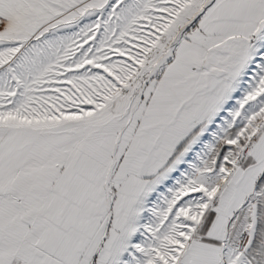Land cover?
<instances>
[{
    "label": "snow or ice",
    "instance_id": "obj_1",
    "mask_svg": "<svg viewBox=\"0 0 264 264\" xmlns=\"http://www.w3.org/2000/svg\"><path fill=\"white\" fill-rule=\"evenodd\" d=\"M0 264H264V0H0Z\"/></svg>",
    "mask_w": 264,
    "mask_h": 264
}]
</instances>
